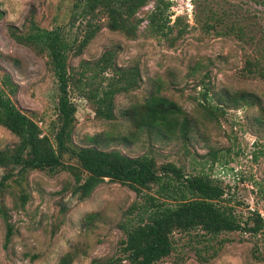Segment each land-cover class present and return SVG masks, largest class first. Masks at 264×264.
I'll return each mask as SVG.
<instances>
[{
    "label": "rangeland",
    "instance_id": "obj_1",
    "mask_svg": "<svg viewBox=\"0 0 264 264\" xmlns=\"http://www.w3.org/2000/svg\"><path fill=\"white\" fill-rule=\"evenodd\" d=\"M163 1L165 34L150 32L146 15L154 0H148L137 10L134 38L101 27L79 54L69 53L70 142L206 175L221 185L233 213L252 224L254 213L264 218V71L258 74L264 69V6L250 0ZM70 8L71 0H0V87L50 141L58 125L55 77L47 56L15 41L10 30L23 32L30 18L40 27L74 30L77 22L67 25ZM104 51L115 66L136 67L139 77L136 87L114 95L109 120L85 95L87 69ZM149 95L172 100L184 127L141 125L140 105ZM15 141L0 126V148ZM17 171V165L0 166V175ZM17 180L2 197L12 234L4 243L0 220V264H55L65 253L68 264H126L120 225L125 209L140 199L126 185L104 178L78 199L70 194L67 170H27ZM199 233L172 232L171 252L152 264H264L260 232H223L216 239Z\"/></svg>",
    "mask_w": 264,
    "mask_h": 264
},
{
    "label": "trees",
    "instance_id": "obj_2",
    "mask_svg": "<svg viewBox=\"0 0 264 264\" xmlns=\"http://www.w3.org/2000/svg\"><path fill=\"white\" fill-rule=\"evenodd\" d=\"M147 1L71 0L67 25L72 28L77 22L74 30L59 25L40 27L31 18L23 32L10 30L15 41L47 56L48 66L56 80L58 125L53 141H50L37 123L21 111L0 87V126L16 138L12 146L0 148V166H18L16 174L5 172L0 175V220L4 228V243L10 239L12 225L2 197L8 194L10 183H16L24 172L33 169L67 170L73 176L70 194L78 199L88 196L104 178L126 185L140 198L125 209L120 225L124 234L122 250L125 254L122 260L126 264H152L168 255L173 247L171 233L174 231L188 233L199 230V235L216 239L220 233L241 230L252 234L260 232L264 239V218L254 213L252 224L243 223L233 213L232 207L223 202L221 185L206 175L185 174L171 162L158 165L147 156L131 157L114 149L74 146L70 142L74 106L68 97L69 53L79 54L101 27L119 32L128 39L134 38L140 22L137 10ZM250 1L264 6V0ZM166 8V2L154 0L146 15L150 32L155 35L165 34L164 28L168 26ZM111 59L112 53L104 51L87 69L89 73L85 76L88 85L85 95L107 120L113 118L114 95L136 87L139 80L136 67H117ZM248 65H252L249 59ZM106 69L110 70L109 75H103ZM263 71L262 68L258 74L262 75ZM140 106L137 118L143 126H156L160 131L184 127V117H180L179 108L162 95H149ZM89 140L93 141L94 137L89 136ZM63 156L73 159L74 163L64 161ZM19 198L23 204L25 195L20 194ZM67 256L65 253L55 264H68L71 258Z\"/></svg>",
    "mask_w": 264,
    "mask_h": 264
}]
</instances>
